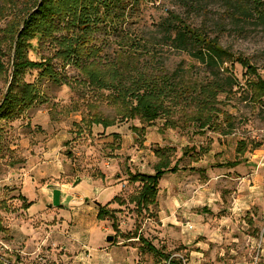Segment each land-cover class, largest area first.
<instances>
[{"label": "rangeland", "instance_id": "obj_1", "mask_svg": "<svg viewBox=\"0 0 264 264\" xmlns=\"http://www.w3.org/2000/svg\"><path fill=\"white\" fill-rule=\"evenodd\" d=\"M25 1L27 6L34 2ZM252 1L150 0L141 4L128 32L133 40L150 41L156 67L173 72L183 61H190L184 52L173 49L161 28H157L173 12L236 56L249 59L264 77V24L254 13L243 16L239 9L240 3L252 8ZM10 2L0 0V33L14 19ZM47 56L48 51L42 49L28 54L33 61ZM10 60V54L2 58L6 69ZM233 71L246 90L242 67L236 64ZM67 75L76 78L78 72L68 68ZM25 80L38 85L41 102L14 118L0 121L1 257L12 264L33 263L30 257L20 254L25 245L26 219L21 212L25 210V199L9 180L14 178L17 167L25 165L29 154L34 155L37 148L50 147L67 161L64 179L72 182L78 175L89 182L118 186L116 201L110 204L116 203L122 209H108L115 214V226L112 218L105 219L113 240H105L110 249L100 258L102 264H166L138 239L124 237L136 226L145 240L180 258L183 264H264V107L251 103L246 91H238L227 101L221 98L225 101L223 108L232 114V127L225 131L229 133L207 130L198 134L192 127L164 128L163 120L151 127L142 126L138 119L123 121L113 106L96 101L93 91L83 97L72 86L41 79L36 70L28 71ZM10 81L8 71L0 73V105ZM95 113L115 119V125L108 129L88 128L81 122ZM135 127H143L144 131L138 133ZM157 148L172 150L173 164L183 153L191 156L183 157L178 173L161 179L157 205L140 214L133 200L141 186L131 183L128 173L154 174L159 162L154 153ZM196 152H201L197 162L192 157ZM236 160L241 162L238 167L220 168ZM6 243L10 251L5 249ZM84 258L90 261L83 259L78 264L94 259ZM51 261L48 264H64Z\"/></svg>", "mask_w": 264, "mask_h": 264}, {"label": "trees", "instance_id": "obj_2", "mask_svg": "<svg viewBox=\"0 0 264 264\" xmlns=\"http://www.w3.org/2000/svg\"><path fill=\"white\" fill-rule=\"evenodd\" d=\"M143 2L150 0H34L30 6L24 5L25 0H11L14 19L0 33V73L8 71L11 78L0 105V121L14 118L41 102L38 85L25 80L31 70L38 71L41 79L78 89L83 97L87 91H93L96 101L113 106L119 119H138L147 127L163 120L164 128L192 127L198 134L211 130L226 135L229 133L226 129L232 127V114L223 108V96L227 101L238 91H246L251 103L264 107V77L258 68L173 12L157 28H161L168 44L184 52L190 61H183L173 72L156 67L151 42L133 40L128 32ZM183 5L188 7L187 2ZM252 5L247 8L240 3V14L254 13L264 24V2L253 0ZM5 46L7 49L3 51ZM37 49L48 51V56L40 61L30 60L29 51ZM9 54L10 66L6 69L2 58ZM236 64L244 70L246 90L234 75ZM68 68L75 69L78 77H69ZM115 121L95 113L81 122L88 128L108 129ZM133 129L138 133L144 131L143 127ZM154 153L159 158L154 174L128 173L130 182L141 186L133 200L140 214L157 205L161 179L166 174L178 173L183 157L191 156L183 153L173 164L172 150L157 148ZM200 153L192 154L195 162ZM240 164L236 160L220 168H236ZM98 211L99 220L110 217L115 226L112 211L106 206H99ZM124 237L138 239L166 264H183L180 258L162 252L145 240L139 226Z\"/></svg>", "mask_w": 264, "mask_h": 264}, {"label": "crops", "instance_id": "obj_3", "mask_svg": "<svg viewBox=\"0 0 264 264\" xmlns=\"http://www.w3.org/2000/svg\"><path fill=\"white\" fill-rule=\"evenodd\" d=\"M53 150L37 148L9 180L20 190L26 204L21 210L26 230L20 254L30 257L34 264H48L49 260L64 264L90 261L84 256L94 258L87 264H102L100 258L110 249L105 244L110 226L107 219H98V207L108 204L107 209H116L118 205L110 203L118 196V186L89 182L78 175L72 182L64 179L67 161ZM78 178L82 186L76 187ZM5 245V249H12L10 244ZM78 252L81 254L76 255Z\"/></svg>", "mask_w": 264, "mask_h": 264}, {"label": "built area", "instance_id": "obj_4", "mask_svg": "<svg viewBox=\"0 0 264 264\" xmlns=\"http://www.w3.org/2000/svg\"><path fill=\"white\" fill-rule=\"evenodd\" d=\"M0 264H12L11 261L0 256Z\"/></svg>", "mask_w": 264, "mask_h": 264}, {"label": "water", "instance_id": "obj_5", "mask_svg": "<svg viewBox=\"0 0 264 264\" xmlns=\"http://www.w3.org/2000/svg\"><path fill=\"white\" fill-rule=\"evenodd\" d=\"M80 181H81V180L78 178V179L76 180V182H75V185L79 184ZM112 240H113V236H109V237H107V241H108V242H111Z\"/></svg>", "mask_w": 264, "mask_h": 264}]
</instances>
